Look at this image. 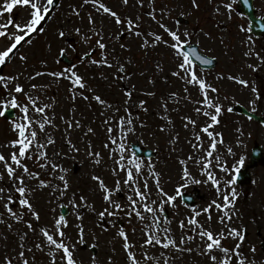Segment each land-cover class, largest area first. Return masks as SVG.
Masks as SVG:
<instances>
[{"label":"snow or ice","instance_id":"obj_1","mask_svg":"<svg viewBox=\"0 0 264 264\" xmlns=\"http://www.w3.org/2000/svg\"><path fill=\"white\" fill-rule=\"evenodd\" d=\"M63 4L64 0L0 2V40L5 41L0 48V118L7 119L13 111L19 113L9 120L15 137L0 146L10 149L7 153L0 151V225L15 238L12 248L6 243L9 235L0 232V241L5 242L4 250L0 251V264H40L41 261L43 264H82L77 255L78 245L98 249L99 234L110 231L120 241L123 264H257L242 248L247 228L232 226L239 213L237 184L246 160V152L237 150L247 149L246 138H251L253 133L245 127V122L253 121L258 107L264 104V92L242 75L243 69L255 73L264 67V45L258 50L252 26L238 25L244 34L241 40L244 63L237 70L241 74L218 72L214 77L219 82L216 83L208 80V69L215 66V58L201 53V41L194 39L197 33L181 28L179 20L172 18L170 6L161 2L157 7V0H136L142 10L136 14L127 12L130 0H120L123 13L119 7L114 10L103 0L68 3L60 13L65 23L58 26L56 35L65 42L74 35L88 45L82 55L73 48L79 65L87 60L89 66L97 69L114 70L109 86L119 84L124 97L122 104L114 106L96 93L79 73L77 63L49 71L48 61L44 59L39 62L42 70L33 67L28 71L27 49L33 45V37L46 35V25L56 19ZM192 4L199 7L197 0H192ZM238 5L251 6L250 0H219L214 15L231 20ZM86 6H90L84 13L87 28L76 26L69 30L67 22L73 17L83 21L81 12ZM14 9L24 12L19 22L13 18ZM145 16L150 21L147 28ZM165 17L173 19V26L165 23ZM105 21L114 25V29L106 31ZM152 24L156 25L155 29L151 28ZM258 26L264 29V22ZM124 34L136 38L145 54L163 46L171 57L172 67L165 73L164 67L156 63L148 82L155 86L159 74L165 83L170 82L169 77L175 78L180 82V89L164 90L159 97L157 91L136 93V85L130 83L134 73H130L128 66L132 61H122L117 52V46L130 51L127 44L120 43ZM203 34L212 38L210 33ZM97 49L99 58H93ZM66 54L67 48L60 47L59 57ZM17 60L21 70L4 74L2 66ZM55 62L59 64V59ZM99 75L101 79H109L104 71ZM21 77L27 86L20 82ZM44 77L51 79L38 80ZM225 80L235 85L238 92L247 93L249 106L245 121L234 122L231 143L225 140L222 121L225 115L235 114L234 105L239 101L222 91ZM63 81L70 85L67 92L72 107L69 113L58 114L56 98L45 100L43 97L53 85L58 88ZM142 96L156 99L153 112L160 123L151 135L164 134L169 157H175V175L169 173L167 180H164L165 173L158 170L157 161L142 158L135 144H129L130 137L143 135L139 130L148 127L140 115L149 111L148 102ZM78 100L85 101L90 110L98 106L105 133L101 150H96L93 140L96 128L91 122H84L83 113L77 116ZM259 126L264 128V119L259 121ZM181 129L187 134L183 140ZM57 132L61 134L59 138ZM74 132L81 133L77 143L73 142ZM58 139L63 147H57ZM78 144L84 145L83 152L93 169H101L100 173L90 176L92 188L88 192L74 186L70 170L63 163L81 153ZM105 165L108 176L103 175ZM192 185L207 187L213 193L212 199L203 205L195 204L193 195L185 194ZM45 193L48 212L52 214L50 223H41V211L37 207V196ZM96 197L100 200L99 209ZM57 207L61 209L58 216ZM181 207L188 213L182 218ZM69 212L75 223L74 238L67 231ZM86 215L94 217L91 229L85 223ZM250 250L254 256L256 246L250 245ZM116 255L115 248L104 259L93 252L89 261L90 264H116Z\"/></svg>","mask_w":264,"mask_h":264},{"label":"rangeland","instance_id":"obj_2","mask_svg":"<svg viewBox=\"0 0 264 264\" xmlns=\"http://www.w3.org/2000/svg\"><path fill=\"white\" fill-rule=\"evenodd\" d=\"M2 2V0H0ZM74 0H64V4L60 9V12L57 13L56 19L50 24L46 25L47 33L46 35L40 37H33L34 43L31 48L27 49L29 52V62H28V71H31L33 67L37 70H42L40 61L46 59L48 61V70H59L63 67L69 66L60 61V57L58 55L59 48L65 47L67 48L68 58L72 60V63H77L79 65V61L76 58V52L73 51L75 48L82 55L84 51L88 50V45H85L80 42L79 38L76 36H70L67 42L62 41L56 35V29L59 25L64 24L65 20L62 13L68 3H72ZM82 3V0H79ZM108 6L114 7V10H117L119 7V11L121 13L124 12V8L120 6V0H103ZM164 3L170 6L173 10L171 12V16L176 20L177 16H184L190 20V26L181 25V28H189L193 32L197 33L194 39L200 40V46L202 49L210 54L215 55L220 59V66L213 72H210L208 75L209 82H216L214 77L218 72H234L237 74V70L241 68L244 63V57L242 55L244 48L241 44V40L243 39L244 34L239 31L238 25L245 24L248 25V21L242 15L237 12V6H235V10L233 11L232 18L229 20L226 16H215L214 15V7L219 3V0H197L199 5L198 8L194 7L192 4V0H157V7H159L160 3ZM255 5L258 8L259 15L264 17V0H255ZM147 7V5H146ZM90 6H86L81 15L83 16V21L79 18L73 17L71 21H68L66 27L71 30L73 27L79 26L82 29L87 28L88 21L87 16L84 14L89 10ZM141 9L136 5V0H130V6L127 8L128 13H136L140 14ZM183 13V14H181ZM13 18L19 22L21 17L24 16V12L19 9L13 10ZM7 19V15L4 18ZM173 19H169L165 17V23H168L170 26H173ZM145 23L144 27L147 28L149 26L150 21L147 16L144 17ZM97 23L99 24V18L97 19ZM105 30L114 29V25L108 23V21L104 22ZM152 29L156 28L155 24L151 25ZM11 30V29H10ZM151 30V29H149ZM203 33H210L211 39L205 36ZM221 39L223 42L221 43ZM94 44V41L92 42ZM120 43L127 44L128 50H121L117 46V52L120 54V58L122 61L126 59H130L132 61L131 65H129L130 73H134L132 75L130 83L136 85V93H143L144 91H157V97H159L160 92L164 90H178L181 85L180 82L175 80V78L169 77V83H165L164 80L160 77L159 74L156 76L155 86L151 85L148 82L149 76L154 74V65L156 63H160L162 67L165 69V73L172 67L171 65V57L168 51L160 46L155 50H149L147 54H145L144 50H142L139 46V41L136 38H130L127 34L122 36ZM258 50L260 45H264V39L256 40ZM5 44L4 40H0V48H2ZM51 44V48L48 45ZM71 44L72 47L69 48L68 45ZM231 55H234L232 57ZM231 57L234 58V62L231 63ZM59 59V64L55 61ZM93 58H99V50H96V54ZM236 62V64H235ZM255 63V61H251ZM21 70L20 62L14 61L8 63L3 72L4 74L15 73L16 71ZM104 71L106 75H108L109 79L104 80L101 79L99 72ZM113 69H97L95 66H89L87 60L83 65H79V73L82 74L91 84V86L96 89L97 94H101L102 98H107L110 103L114 106H118L123 103V94L121 92V88L119 84H114V86L110 87V82L113 81L111 73ZM144 72L145 75H141L140 73ZM26 75V73H25ZM242 75L245 79H248L250 82H255V84L264 92V67H261L257 72H252L251 69H243ZM49 77L38 78L40 82H45L50 80ZM21 83H24L27 86V81L24 77H21ZM219 83V82H216ZM223 87L222 91L230 96H234L236 100L240 103L247 105V93L246 92H238L235 85L231 84V82L225 80L222 82ZM70 85L67 81H63V83L57 88L53 85L47 92V95L43 97L45 100L49 97H55L59 102L56 108V112L58 114L69 113L72 107V103L68 98L67 88ZM141 98L147 100V107L149 109L148 113L141 112V118L145 120L148 127L145 129H140L139 132H142L143 135L132 136L129 138V144L140 143L145 147L152 148L158 151V155L152 158L154 161H157L158 170H161L165 173L164 180H167L168 174L175 175L176 164L175 157H169V149L165 142V136L161 133H156L155 136L151 135V133L157 128V125L160 121L157 119L156 114L153 112V108L156 105V99L142 96ZM76 107L78 108L77 116L79 117L80 113H83L86 117L85 123L91 122L92 126L96 128V136L93 138L94 143L96 145V150L102 149V142L105 138V133L103 131V125L100 123L98 106L94 105V108L90 110L87 107V104L83 100H78ZM249 107V106H248ZM17 112V111H16ZM258 113L264 114V104L258 107ZM17 115L19 113L17 112ZM246 118L241 117L236 114H227L223 117V130L225 134V140L228 143L233 141L232 131L234 129L235 121L244 122ZM177 128H180V121L176 120ZM115 127V125H113ZM245 127L253 133L251 138H246L247 149L237 151L246 152V160L245 163L248 162L251 154V149L255 143H259L264 147V128L260 127L253 121L245 122ZM60 133L57 132V138L60 137ZM187 134L183 132L181 129V139ZM15 137V133L12 131L9 121L0 118V146L6 145L8 141ZM81 133L74 132L73 133V142L77 143L81 140ZM81 147L82 151L78 156H75L74 159L65 160L64 166L69 168L70 170V178L74 184V186H78L83 189L85 192H88L92 188V181L90 176L92 174L100 173L101 169H93L92 164L87 161L85 153L83 152L84 145L78 144ZM57 147H63L62 142L58 139ZM182 147L185 151H188V147L186 144H183ZM67 151V148L63 149ZM0 151H10V149H5L0 147ZM231 161V158H229ZM105 160H107V156L105 155ZM107 165H105V170L103 171L104 176H108L109 173L106 171ZM253 180L252 182L244 187H239L237 190L240 192V197L237 201L236 208L239 210L237 218H235L232 226L236 227H244L247 228V235L242 248L245 250V254L250 258H254L257 261V264H261L264 262V251L261 250L260 242L261 238L258 237L257 232L261 230L262 236H264V166H259L253 171ZM185 191L189 193H195L196 191L200 192V198L196 195V204L203 205L206 202L212 199L213 193L208 190L207 187L203 185H192ZM244 194V195H243ZM66 203V201H64ZM96 206L100 208V200L96 197ZM37 207L41 211V223H50L52 214L48 212V205L46 203V193L37 196ZM55 207V205H53ZM60 214V208H56V215ZM187 209L181 207L180 209V217L187 215ZM68 219L70 221L69 227L67 228L68 233L75 237V223L74 218L71 214L68 215ZM203 221V217L200 218ZM94 217L91 215L85 216V223L88 228L91 229L93 225ZM126 224L127 222L124 221ZM175 228V224H173ZM95 231L99 234V230L95 229ZM0 232H3L6 235H9L7 229L4 228L3 225H0ZM114 231H110L108 233L99 234V247L98 249H89L87 246H79L80 251L78 252V258L82 261V264H90L89 257L93 252L97 253V255L104 259L107 255L112 253V249L116 250V264H123V256L120 248V241L114 239ZM89 244L92 243L91 235L88 237ZM4 243L0 241V251L4 250ZM12 248L15 247V238L9 235V239L6 242ZM250 245L256 246V253L253 256L250 250ZM191 259V258H190ZM43 264V261L40 262Z\"/></svg>","mask_w":264,"mask_h":264},{"label":"water","instance_id":"obj_3","mask_svg":"<svg viewBox=\"0 0 264 264\" xmlns=\"http://www.w3.org/2000/svg\"><path fill=\"white\" fill-rule=\"evenodd\" d=\"M250 7H244L243 5L241 6V9L243 10V11H246L247 13H249L250 14V16H251V19H252V21L253 22H255V23H257V24H260L259 22H257V18H255L254 17V15H253V13H254V9L252 8V0H250ZM255 29H258V28H255ZM262 29V28H261ZM260 31V30H259ZM259 119H261V118H259ZM261 157H262V153H261V150H260V148L258 147V148H256L255 150H254V155H253V158H254V162H253V165H256L257 164V161L259 160V159H261ZM242 175L244 176V177H247V171H243V173H242Z\"/></svg>","mask_w":264,"mask_h":264}]
</instances>
